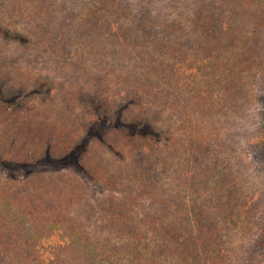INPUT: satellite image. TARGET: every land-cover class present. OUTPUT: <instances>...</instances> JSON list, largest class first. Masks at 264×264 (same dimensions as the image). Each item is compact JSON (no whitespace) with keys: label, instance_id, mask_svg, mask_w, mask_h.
<instances>
[{"label":"trees","instance_id":"16d2710c","mask_svg":"<svg viewBox=\"0 0 264 264\" xmlns=\"http://www.w3.org/2000/svg\"><path fill=\"white\" fill-rule=\"evenodd\" d=\"M258 71L264 0H0V264H264Z\"/></svg>","mask_w":264,"mask_h":264},{"label":"rangeland","instance_id":"374dc122","mask_svg":"<svg viewBox=\"0 0 264 264\" xmlns=\"http://www.w3.org/2000/svg\"><path fill=\"white\" fill-rule=\"evenodd\" d=\"M257 75V76H256ZM254 85L256 86V81L258 83L257 87L261 88V92L260 93H254L257 92V87L254 90V92L251 94V97L249 98L248 101V106L249 109L251 111L252 114L249 115L250 120L248 121V128L250 129H246V133H250V131L252 130L253 132H255L256 128H257V122H258V118H260L259 114L264 113V72L262 71H258L256 72L254 75ZM244 141V138H242ZM251 141V139H250ZM245 144V143H244ZM244 154H250L249 153V147H247L246 145H244ZM257 151V152H256ZM260 154H259V153ZM255 159L257 160V163L260 164V166H258L259 172L261 171V179H257L260 183L259 185H261V182H264V143L262 144V149H259V147H255ZM43 172H45L46 169H42ZM40 171V170H39ZM36 171V172H39ZM66 171H68L70 174H75L78 178H80L81 180H83L84 182H86L89 185V190L91 192V194L93 195H99V192H93V189L96 188L95 185H93V183L91 182V180L88 179L87 174L82 170L81 167H79L77 164H74V167L68 168ZM36 172H27V173H23L21 175V178H26V177H30L33 174H35ZM9 177L10 179H14V177L8 176V174L5 175V178Z\"/></svg>","mask_w":264,"mask_h":264}]
</instances>
